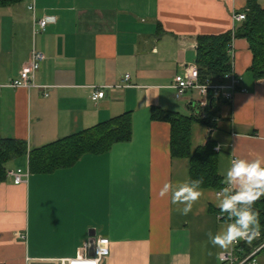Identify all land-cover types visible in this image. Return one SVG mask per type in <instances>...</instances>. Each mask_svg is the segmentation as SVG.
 I'll list each match as a JSON object with an SVG mask.
<instances>
[{"label":"crops","instance_id":"1","mask_svg":"<svg viewBox=\"0 0 264 264\" xmlns=\"http://www.w3.org/2000/svg\"><path fill=\"white\" fill-rule=\"evenodd\" d=\"M249 0H21L0 7V83L14 79L32 47L44 55L31 89L0 91V138L23 141L27 153L128 113L131 137L107 153L85 154L49 174L28 171V154L6 171L28 174L21 185L0 184V264H56L87 244L108 241L100 264H220L229 252L208 243L226 221L215 190L182 215L161 196L165 183L188 179L189 161L171 158L170 126L152 108L191 116L195 92L176 100L173 78L196 65V38L232 32ZM264 9V0H256ZM34 4L33 12L28 10ZM244 13V12H243ZM33 17L47 18L33 36ZM232 71L244 92L214 103V127L192 125L191 149L210 140L218 173L231 159L264 157V80L249 72L245 39H233ZM125 74L128 87H116ZM93 87L106 95L90 98ZM218 146H221L218 148ZM214 210V211H213ZM238 258L244 255L238 254ZM264 264V256H255Z\"/></svg>","mask_w":264,"mask_h":264},{"label":"trees","instance_id":"2","mask_svg":"<svg viewBox=\"0 0 264 264\" xmlns=\"http://www.w3.org/2000/svg\"><path fill=\"white\" fill-rule=\"evenodd\" d=\"M20 1L0 0V7L10 6ZM243 12L245 20L234 31L196 38L195 62L201 81L218 82L231 71L229 49L232 40L237 38L245 39L251 51L252 63L249 72L255 79L264 80V9L257 4L256 0H249ZM215 116L213 100L204 113H195L191 116L159 108L151 110L152 120L165 122L170 126L169 152L171 158L188 159V179L202 178L201 188L220 192L224 184L218 173V153L214 151V144L208 140L205 145L193 151L191 149L192 125L201 123L212 129ZM130 137V116L125 113L29 153H27L25 142L0 138V184L5 181L7 164L26 154H28L29 173L49 174L58 169L71 167L85 154L107 153L112 145L128 142ZM253 207L259 212L261 224L264 226V196ZM214 212L220 220L226 221V216L221 214L219 209ZM263 244L264 228H262L261 236L251 242L240 241L237 247L240 250L238 254L245 256ZM257 255L264 256V245Z\"/></svg>","mask_w":264,"mask_h":264},{"label":"clouds","instance_id":"3","mask_svg":"<svg viewBox=\"0 0 264 264\" xmlns=\"http://www.w3.org/2000/svg\"><path fill=\"white\" fill-rule=\"evenodd\" d=\"M221 146H218V148ZM223 184L218 193L216 207L226 216V223L221 231L207 233L208 243L228 249L240 241L258 238L262 234L260 214L254 210L255 203L264 196V157L254 159L233 158L223 172ZM201 179L165 183L161 196H169L174 205H183L180 212L187 215L201 195ZM107 241L103 238L96 242L98 254L106 251ZM78 264H90L84 260ZM98 264V261L96 262Z\"/></svg>","mask_w":264,"mask_h":264},{"label":"built area","instance_id":"4","mask_svg":"<svg viewBox=\"0 0 264 264\" xmlns=\"http://www.w3.org/2000/svg\"><path fill=\"white\" fill-rule=\"evenodd\" d=\"M28 10L33 12L34 4H30L28 6ZM232 19L235 23H242L245 20V13H234L232 15ZM32 33L33 36L42 33L45 31L48 20L47 18H38L35 19L33 17L32 21ZM229 55L231 57V71L225 74L220 81L211 82L209 80L201 81L199 76V71L196 65L186 66L184 70L176 74L173 78L171 88L174 91V97L176 100H181L187 92H195L198 96L202 98V100L197 102L196 112L201 114L204 113L209 105H211V100L213 103L224 100L226 102H230L236 92H244L245 89L241 87L239 80L236 78L232 71V50L231 47L229 49ZM44 60V55L32 47L28 60L25 65L20 69L18 76L14 79L8 80L4 83H0V91L4 88L10 89H31L36 87L34 84L35 73L40 68L42 61ZM129 75L125 74L120 82L116 85V87H128ZM106 95L105 87H93L90 98L92 101H97L102 99ZM211 99V100H210ZM215 121V119H214ZM214 151H217L214 148ZM28 174L17 170H9L6 171V178L11 180L13 185H21L26 181ZM218 195V193H217ZM99 241V240H97ZM96 241V242H97ZM107 241V240H106ZM96 242H94L93 254L87 256L85 252L87 251V244H84L77 255L73 258L60 259L56 262V264H78L80 261L87 260L90 264H100V260L102 257L106 256L109 252V247L107 243L106 251L98 254V249L96 246ZM108 242V241H107ZM239 243L234 244L229 252L219 253L218 260L220 264H257L255 261V256L259 252V250L263 247V245L254 248L249 254L243 256L242 258H238L237 253L240 252L237 249Z\"/></svg>","mask_w":264,"mask_h":264}]
</instances>
